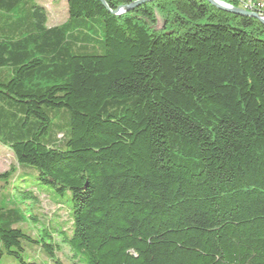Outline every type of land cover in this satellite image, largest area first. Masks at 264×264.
<instances>
[{"label": "trees", "instance_id": "obj_1", "mask_svg": "<svg viewBox=\"0 0 264 264\" xmlns=\"http://www.w3.org/2000/svg\"><path fill=\"white\" fill-rule=\"evenodd\" d=\"M136 1L66 0L48 26L36 0H0V145L69 217L41 222L24 189V210L0 206L1 248L18 264H264V25L207 0L112 13Z\"/></svg>", "mask_w": 264, "mask_h": 264}, {"label": "rangeland", "instance_id": "obj_2", "mask_svg": "<svg viewBox=\"0 0 264 264\" xmlns=\"http://www.w3.org/2000/svg\"><path fill=\"white\" fill-rule=\"evenodd\" d=\"M40 5H42L48 13V26H53L62 23L66 17V0H36ZM10 167L15 169V187L12 186V179L8 180V184H3L0 181V206H5L9 201L15 202V204L19 205L20 197L22 196L21 192L24 189H32L33 192L39 193L41 195V199L39 202L41 222H46L47 219H57L58 221H66L68 223V211L66 208V204L61 205L62 209L54 206L49 198L51 197V192L54 190L47 184H41L40 181L35 180L33 174H25L17 178V174L20 172V169L16 165V161L11 151L0 145V173L7 171ZM10 186V188H9ZM50 187V188H49ZM52 198V197H51ZM23 210L27 206L25 204H20ZM28 225L22 227L23 229L33 228L32 224L27 221ZM35 231V230H34ZM36 243L34 242H26L23 246L22 257L25 258L27 255L31 256L33 254L38 255L39 251L36 249ZM0 264H18V259L14 258L12 255L6 254V252L1 248L0 244Z\"/></svg>", "mask_w": 264, "mask_h": 264}, {"label": "water", "instance_id": "obj_3", "mask_svg": "<svg viewBox=\"0 0 264 264\" xmlns=\"http://www.w3.org/2000/svg\"><path fill=\"white\" fill-rule=\"evenodd\" d=\"M99 1H101L103 3V5L106 6L104 0H99ZM146 1H150V0H138V1L130 4L129 6L121 7L120 8L121 11H118V10L112 11V13L117 14V13L124 12V11L129 10L130 8L137 6V5H139L143 2H146ZM207 1L219 9H222V10H225V11L237 14V15H241V16L253 17V18L259 20L264 25V15H261L257 12L246 11V10H243L241 8H238V7L229 6L224 2H217L215 0H207Z\"/></svg>", "mask_w": 264, "mask_h": 264}, {"label": "built area", "instance_id": "obj_4", "mask_svg": "<svg viewBox=\"0 0 264 264\" xmlns=\"http://www.w3.org/2000/svg\"><path fill=\"white\" fill-rule=\"evenodd\" d=\"M217 2H224L222 0H215ZM226 3V2H224ZM227 5L229 6H233L229 3H226ZM264 7V4L259 2V1H256V0H239V7L238 8H241L243 10H246V11H251V12H257L259 13V9L260 8H263ZM261 15H263L262 13H259Z\"/></svg>", "mask_w": 264, "mask_h": 264}]
</instances>
